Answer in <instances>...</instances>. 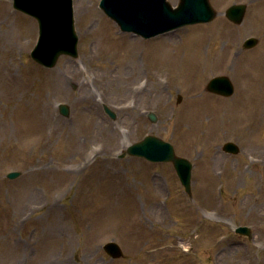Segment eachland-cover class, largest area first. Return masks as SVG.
<instances>
[{
    "label": "rangeland",
    "instance_id": "obj_1",
    "mask_svg": "<svg viewBox=\"0 0 264 264\" xmlns=\"http://www.w3.org/2000/svg\"><path fill=\"white\" fill-rule=\"evenodd\" d=\"M87 1L100 14L97 23L113 30L111 37L120 53L134 46L138 78L130 76L132 70L118 58H106L91 35H83L87 15H76L75 0L77 57L62 55L53 68L36 64L29 56L37 40L36 21L15 10L12 0H0V6L12 13L8 22L0 20V43L10 48L12 72L22 78L26 95L43 98L49 77L78 67L81 77L65 84V94L50 95L53 114L67 127L74 125L91 104L79 101L85 91L78 83L85 81L99 118L127 134L121 147L111 152L107 168L92 150L90 167L73 166L72 179H58L54 172L68 170L73 163L57 162L62 152L47 125L30 110L31 103L22 102L21 96L8 98L0 88V264H264V104L259 112L250 113L246 105L250 81L245 73L248 60L264 53V0H209L217 12L211 22L149 39L122 32L99 8L100 0ZM167 2L175 7L179 0ZM234 3L247 4L239 25L223 15ZM208 33L214 37L206 53L231 46L235 63L204 75L199 102L191 101L192 92L172 82L171 74L158 72L167 102L151 101L154 52L165 46L178 51V45ZM249 37L257 38V44L242 49ZM215 76L230 79L232 96L205 89ZM121 85L141 92L121 95L116 89ZM58 104L68 106V117L59 113ZM123 104L136 107V116L125 119L130 114L121 110ZM105 105L114 119L104 112ZM150 112L155 122L148 118ZM146 135L170 143L177 156L192 164L190 197L171 163L125 154L129 145ZM95 139L100 142L101 136ZM225 142L235 143L238 153L222 151ZM10 171L21 174L9 180L5 175ZM151 202L161 209H149ZM52 207L57 228L48 212ZM238 226L249 227L250 236L235 233ZM109 241L121 248V258L110 259L103 251Z\"/></svg>",
    "mask_w": 264,
    "mask_h": 264
},
{
    "label": "bare ground",
    "instance_id": "obj_2",
    "mask_svg": "<svg viewBox=\"0 0 264 264\" xmlns=\"http://www.w3.org/2000/svg\"><path fill=\"white\" fill-rule=\"evenodd\" d=\"M75 12L77 16L87 15V25L83 30V35H91V41L95 43L106 58H118L121 65H127L132 70L129 75H135L138 78L139 74L136 70L138 62L134 46L130 44L120 53L111 37L113 30H110L106 25L97 23L100 14L96 7L89 4L87 0H75ZM11 16L12 13L6 7L0 6V20L2 18L3 22L6 23ZM212 37H214V33H208L198 39L182 43L177 46L179 47L178 51L165 46L154 52L150 59V68L152 69L150 73L151 86H153V93L150 95L151 101L167 102L162 87L163 82L160 80L158 72L160 74H162L161 72H168L172 75V82L183 84L192 92L191 101L199 102L198 97L204 75L217 69H228L230 65L235 63L231 46L221 50L212 49L209 53H206L205 50L212 42ZM166 42L175 45L173 39H166ZM9 50V47L0 43V88L4 89L8 98L21 96L22 102L31 103L30 110H34L37 121L47 125L49 135L55 138V145L62 152L61 156L57 158V162L60 165L73 163L68 170L58 168V171L54 172L58 179L63 178V176L66 178L65 181L72 179L75 174V169L71 168L73 166H76V168L81 165L90 167L92 164L90 159L92 150L97 151L96 153L100 155L101 165L107 168L108 163L112 162L111 152L121 147V140L127 134L122 133L117 126L111 127L110 124L99 118L95 109L97 106L96 100L90 93L91 90L88 89L85 81L78 83L79 87L85 91L84 97L80 98L79 101L91 102V104L79 113L71 128L59 121L51 108L50 95L58 94L62 96V94H65L67 89L65 84L79 79L82 74L81 70L76 67L72 71H67V74L59 73L49 77L45 84V88L48 90L47 95L37 100L31 94L26 95L27 89L21 82L22 78L12 72V52L9 53ZM246 68L245 73L250 81V95L246 105H249L250 113L254 114L259 112V108L264 104V53L248 60ZM126 75L128 76L127 73ZM116 89L121 95L130 93L133 97L136 93L140 94L141 92L137 89H128L124 85L116 87ZM121 110L130 114L125 119H132L138 112L136 107L129 104H123ZM98 136H101L100 142L95 139ZM94 143L98 144V147L95 146L96 149L93 148ZM204 193L205 191H202V194ZM154 207L161 209L152 202L148 206L149 209ZM48 212L53 213V228H57L58 219L55 208H50ZM136 214L137 218L141 217L138 213ZM217 254H215V260L218 259Z\"/></svg>",
    "mask_w": 264,
    "mask_h": 264
},
{
    "label": "water",
    "instance_id": "obj_3",
    "mask_svg": "<svg viewBox=\"0 0 264 264\" xmlns=\"http://www.w3.org/2000/svg\"><path fill=\"white\" fill-rule=\"evenodd\" d=\"M12 7L37 22L38 38L30 52L34 62L45 68H52L61 55L77 57L72 0H12ZM99 7L122 32H131L145 39L182 26L208 23L217 15L209 0H179L176 7L170 6L166 0H100ZM245 11V4H232L224 11V16L231 23L239 25ZM257 42L256 38H247L242 48L250 49ZM206 90L224 97L231 96L234 91L232 83L226 76L211 78L206 84ZM58 109L61 115L68 117L67 105L59 104ZM104 111L114 119L115 115L108 107L104 106ZM147 115L152 122L156 121L153 113ZM222 150L231 154L239 151L232 142H226ZM125 153L150 162H171L184 191L188 196L191 195L192 165L187 159L176 156L168 142L146 135L139 142L129 145ZM20 174L19 171H11L5 177L13 180ZM235 232L250 235V229L246 226L235 228ZM103 250L111 259L122 256V250L112 241L106 243Z\"/></svg>",
    "mask_w": 264,
    "mask_h": 264
}]
</instances>
